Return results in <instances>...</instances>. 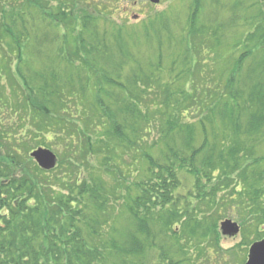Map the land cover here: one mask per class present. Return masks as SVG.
I'll return each mask as SVG.
<instances>
[{"label": "trees", "instance_id": "obj_1", "mask_svg": "<svg viewBox=\"0 0 264 264\" xmlns=\"http://www.w3.org/2000/svg\"><path fill=\"white\" fill-rule=\"evenodd\" d=\"M45 1L0 7L25 86L12 79L18 130H0V264H191L220 248L226 218L264 239V0L204 17L192 0L188 34L152 15L142 40L102 22L99 2ZM227 28L217 77L204 42ZM59 141L71 152L48 172L19 155Z\"/></svg>", "mask_w": 264, "mask_h": 264}, {"label": "rangeland", "instance_id": "obj_2", "mask_svg": "<svg viewBox=\"0 0 264 264\" xmlns=\"http://www.w3.org/2000/svg\"><path fill=\"white\" fill-rule=\"evenodd\" d=\"M53 1L54 0L45 1L47 4V9L50 6H54ZM71 1L72 0H67L65 1V4L66 3L70 4ZM76 1L82 2L81 4H78V6L81 8L85 7L84 4H87V3L91 5L92 4L96 5L98 2L101 3L100 9H99V15L101 16L103 15L102 22L104 21L107 22V26L108 25L113 26V27L118 26V28L122 29V32L135 36L136 39L138 40L140 39L142 40V38L145 36L144 32L142 31L143 30L142 28L144 27V25L147 28H150V24L154 20V19L152 20L150 17L152 15H157L158 18L167 19L164 21H166L168 24L171 23L173 25V28L176 30L174 35L178 36V38H180L181 36L183 37V35L188 34L190 31L189 30V18L194 8V6L192 7V0H160L159 4L157 5L151 4L148 0H91L95 2H91L90 0H76ZM196 1L199 2L200 4L199 8H200L201 17H204L205 15L209 13L216 14L214 10L215 8H218L220 4L222 5L221 7H224V6L229 7L231 5L237 4L238 2H244V1H249V0H219L218 5H215V0H196ZM260 1H263V0H260ZM6 2L7 0H0V7L4 8L2 12H6L8 9L7 8L8 4ZM191 7H192V10H191ZM39 12L40 10H38L36 7H34V9L32 10V13L35 15L36 13H39ZM70 15L72 16L73 19H77L76 15L79 16L77 24H80L82 20L84 19L81 15H79V13L78 14L69 13V16ZM105 17L112 18V19L109 20ZM71 27L74 28L75 26L73 25ZM100 28L105 29L107 27L102 26ZM81 29L82 28H77L76 30H81ZM10 30H11L10 21H9V26H7V28L4 25H2L0 21V41H1L0 43V58H1L0 59V102H1L0 106L3 107V105L6 104L9 107L8 109H3L0 113L1 115L0 119L3 120V123H0L2 125L0 130L12 133L14 132V130L16 131L18 130L19 124L21 122L19 118L20 117L19 114H16L14 110L12 111L11 109L15 105L13 101H19L22 98V92L17 87L18 85H16V81L12 79H15V80L19 79L21 81V86L24 90H25V86H24L23 81L21 80L22 79L21 76L18 74V68L22 66H18L19 64L18 62H16V64L14 62L15 64L14 66L12 62H10L11 59L7 58V54L10 55L9 54L10 51L9 50L7 51L6 48L7 47L9 48L10 44L12 46V37H13ZM150 30H151V33L156 34L155 28L153 25L149 30H147L148 34ZM45 32L52 34L51 31H45ZM232 35H233L232 31L229 28H227V30H225L224 35L222 37L219 35L221 41L213 42V40L210 38L209 40H205L204 42L205 49H209L212 51L211 55L208 58L210 60L211 69L217 67V70L215 72V74H218L217 77H219L220 74H222L224 70L223 67H221L220 65L218 66V62L222 58L229 60L231 57V53L234 50V46H233L234 42L233 40L230 39L231 37H233ZM70 47L75 49V43L69 42V44L67 45V49H69ZM71 52L72 51L68 50L69 54H71ZM78 53L80 55V52ZM224 55H227V56L225 57ZM76 60L80 61L81 59H76ZM38 64H39V61L37 65ZM5 67L7 68L9 72L7 70L4 71ZM35 68L39 69V66ZM10 72L11 74H9ZM206 76L207 74L203 77V79L206 78ZM165 79H168V78L166 77ZM27 87L29 88V86H26V88ZM28 91H25L24 94L28 93ZM94 94H95V91H93L90 96H87L86 103H88V101H91L90 102L91 104L93 103L92 100H93ZM26 100L27 99H24V101ZM147 100L150 101L149 98H147ZM17 103L15 106H17ZM110 105H113V103H110ZM39 110H41L40 106L37 108L36 111H33V114L31 116L32 120L35 119V114ZM66 119H68L67 116H66ZM2 120L0 121L2 122ZM26 123L22 124L24 125V127L27 125L28 128L26 127V129H29V128L30 130L35 129L33 126H31V124H26ZM40 138L41 139H39L36 142H34L33 140L30 142H26V146H30V145L33 146L37 144L40 147L41 145L47 143L46 141L48 140V137L46 139H42V137ZM6 139H8L9 141L13 140V142L16 143L14 137L5 138V140ZM49 139H51L50 136H49ZM49 145L50 144L48 143L47 146L49 147ZM8 146L14 147V145L12 144V141L10 145ZM25 148L26 147L24 146V149ZM49 148H52L56 151L55 153L57 154H54V152H51V150H49L51 153H53L55 157L59 153L61 154V157H63L65 155H68L71 152V149L68 151L65 150L64 146H62V141H59L57 145L55 143V146H52V147L50 146ZM33 151L34 150L32 149V152ZM32 152L28 151L27 154L20 152L19 155L23 158L28 157L29 158L28 160L33 161V159L30 156ZM126 161H127V158H125V161L122 162V167H125L127 170V173H129L128 168L125 166ZM99 176L102 177V179L106 182L107 186H110L112 184V180L109 177H107L105 174H99ZM186 177L187 176L185 174L182 175V179L184 182L191 181L190 178H186ZM226 221L237 223L227 218L220 220V222L218 223V233L220 237L222 238L221 243H220V248L217 247V250L216 248L207 249V253L205 254L204 253H200L198 255L192 254V258L190 257L192 260V262H190L191 264H205V263L206 264H246L247 257H248V251L251 245L253 244L251 242L255 236V233H253L254 229H252L253 230L252 232L251 231L249 232L248 230H251V229L246 228V226L242 227L241 225L237 223L239 226V232L234 236H227V235L224 236L222 235V232H221V225L222 223ZM207 245L208 244H206V248L208 247ZM234 248L236 249L238 248V250L232 253Z\"/></svg>", "mask_w": 264, "mask_h": 264}, {"label": "water", "instance_id": "obj_3", "mask_svg": "<svg viewBox=\"0 0 264 264\" xmlns=\"http://www.w3.org/2000/svg\"><path fill=\"white\" fill-rule=\"evenodd\" d=\"M148 1L154 5L160 2V0ZM30 156L42 170L50 171L55 168L57 159L49 150L37 149ZM221 232L224 236H234L239 232V227L236 223L226 221L221 225ZM246 264H264V240L251 245Z\"/></svg>", "mask_w": 264, "mask_h": 264}, {"label": "flooded vegetation", "instance_id": "obj_4", "mask_svg": "<svg viewBox=\"0 0 264 264\" xmlns=\"http://www.w3.org/2000/svg\"><path fill=\"white\" fill-rule=\"evenodd\" d=\"M91 1V0H90ZM92 2V1H91Z\"/></svg>", "mask_w": 264, "mask_h": 264}]
</instances>
